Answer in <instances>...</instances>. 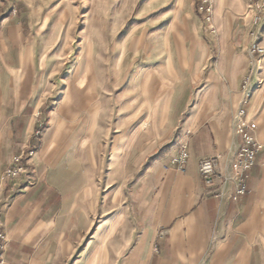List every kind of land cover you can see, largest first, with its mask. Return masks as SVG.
<instances>
[{
	"label": "crops",
	"instance_id": "0c3cea01",
	"mask_svg": "<svg viewBox=\"0 0 264 264\" xmlns=\"http://www.w3.org/2000/svg\"><path fill=\"white\" fill-rule=\"evenodd\" d=\"M142 1L148 16L178 15L190 1L189 12L197 11L196 0ZM250 1L214 0L219 56L202 44V57L170 58L165 72L145 74L155 93L145 90L134 115L116 114L111 96L97 92L89 123H59L35 137L43 102L32 105L15 90L13 115L0 120L5 264H264V56L250 51L254 35L264 48V21L257 30L245 17ZM248 76L246 111L263 149L247 193L233 201L225 179L233 176L234 116ZM5 97L0 85L3 112ZM182 145L190 159L179 172L171 161ZM19 156L24 173L8 178ZM205 158L219 160L212 185L199 171Z\"/></svg>",
	"mask_w": 264,
	"mask_h": 264
},
{
	"label": "rangeland",
	"instance_id": "374dc122",
	"mask_svg": "<svg viewBox=\"0 0 264 264\" xmlns=\"http://www.w3.org/2000/svg\"><path fill=\"white\" fill-rule=\"evenodd\" d=\"M192 6L190 1L178 15L148 16L152 11L142 0H0V85L6 95L0 120L13 115L17 89L24 100L31 95L32 105L43 102L35 137L59 123H89L97 92L111 96L116 114L134 115L145 90L155 93L154 81L146 88L145 74L165 72L170 58L202 57V44L219 56L215 17L216 34L197 11L189 12ZM255 13L251 0L245 17L253 22Z\"/></svg>",
	"mask_w": 264,
	"mask_h": 264
},
{
	"label": "built area",
	"instance_id": "2783aa9c",
	"mask_svg": "<svg viewBox=\"0 0 264 264\" xmlns=\"http://www.w3.org/2000/svg\"><path fill=\"white\" fill-rule=\"evenodd\" d=\"M256 13L253 16V24L259 26L263 21L264 0H253ZM197 13L202 16L206 24L210 27L212 33L216 34L214 27L215 2L214 0H196ZM250 51L257 56H264V48L260 44L259 36L254 35L250 45ZM242 90L245 97L242 106L238 109L234 116V133L239 138L240 144L238 152L232 164L233 176L225 179V182L231 181L234 185V191L230 197L233 201L241 199L248 191L249 173L256 164L257 157L261 153L263 147L256 138L257 124L248 118L246 106L253 92L252 81L250 76L243 80ZM40 132H37L39 135ZM30 156L34 151H30ZM190 159L188 147L182 145L176 157L171 161V165L179 172H184L185 167ZM22 157H15L9 166L6 176L16 179L23 175L24 166L22 165ZM219 168V160L217 158H205L200 161L199 171L207 185H212ZM4 236L0 233V264H5V243Z\"/></svg>",
	"mask_w": 264,
	"mask_h": 264
}]
</instances>
